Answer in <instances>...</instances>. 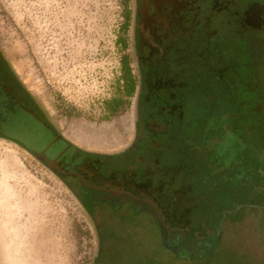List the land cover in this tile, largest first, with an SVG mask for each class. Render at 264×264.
Instances as JSON below:
<instances>
[{
    "label": "flooded vegetation",
    "instance_id": "1",
    "mask_svg": "<svg viewBox=\"0 0 264 264\" xmlns=\"http://www.w3.org/2000/svg\"><path fill=\"white\" fill-rule=\"evenodd\" d=\"M130 22L121 141L59 131L1 49L0 137L42 150L60 136L45 154L90 219L93 264H158L156 216L173 252L210 263L239 221L264 226V0H132Z\"/></svg>",
    "mask_w": 264,
    "mask_h": 264
},
{
    "label": "rangeland",
    "instance_id": "2",
    "mask_svg": "<svg viewBox=\"0 0 264 264\" xmlns=\"http://www.w3.org/2000/svg\"><path fill=\"white\" fill-rule=\"evenodd\" d=\"M131 7L132 0H0L1 51L48 120L74 141L111 145L129 133L131 99L122 95L112 115L105 101L130 61ZM8 191L15 211H0V264L94 263V231L72 187L0 137V197ZM252 227L238 225L244 237L227 238L210 263L181 264H247L257 254L251 241L264 240V226ZM154 253L158 264H180L161 245Z\"/></svg>",
    "mask_w": 264,
    "mask_h": 264
},
{
    "label": "water",
    "instance_id": "3",
    "mask_svg": "<svg viewBox=\"0 0 264 264\" xmlns=\"http://www.w3.org/2000/svg\"><path fill=\"white\" fill-rule=\"evenodd\" d=\"M11 93V92H10ZM22 108L26 111V114L31 115L34 119H36V121L41 125V127L47 132L50 133L51 132V127L49 126V124H47L46 121L38 118L36 116V114L28 107H24L22 106ZM60 138L59 135L55 134L54 137H50L49 141L46 145V147L42 150L39 149H35V148H31V147H24L22 146L24 149H26L27 151H29L36 159H38L39 161H41L49 170H51L52 172H54L58 177H60L61 174V165L59 163V161H57L56 158H51L48 155L45 154V150L46 148H48L50 145H52L54 142H56L58 139ZM19 145V144H18ZM61 178V177H60ZM62 179V178H61ZM63 180V179H62ZM65 181V180H63ZM156 221L158 222L159 225V237H158V245H161L166 251L170 252L172 254L173 257H175L178 262L181 264V262L185 263L186 261L189 262L187 259H189L187 256L185 255H180V254H176L175 252H173V250L171 249V246L169 244L168 238L166 237L167 234L170 232L169 227L165 224L163 217L162 216H156ZM246 222V223H245ZM241 224L245 225L246 227H252V224H255L256 227H263L261 224L262 223H258L257 219H245V221H243ZM254 228V227H252ZM252 228L250 230H252ZM259 234H264V227L263 230L259 233ZM245 247V252L247 253L248 251V245L246 243H244V241H241ZM252 247H256L257 246V254L255 255V253H250L251 255L247 258L248 262L247 264H254L255 262V258L257 259L258 264H264V240L261 244H256L254 241H251ZM253 252H255V250H252ZM253 260V261H252Z\"/></svg>",
    "mask_w": 264,
    "mask_h": 264
},
{
    "label": "trees",
    "instance_id": "4",
    "mask_svg": "<svg viewBox=\"0 0 264 264\" xmlns=\"http://www.w3.org/2000/svg\"><path fill=\"white\" fill-rule=\"evenodd\" d=\"M119 81H122V85L116 91V93L105 101V110L108 114H114L117 109L122 105V95H128L132 89L131 74L128 68V62L123 61L122 73Z\"/></svg>",
    "mask_w": 264,
    "mask_h": 264
},
{
    "label": "bare ground",
    "instance_id": "5",
    "mask_svg": "<svg viewBox=\"0 0 264 264\" xmlns=\"http://www.w3.org/2000/svg\"><path fill=\"white\" fill-rule=\"evenodd\" d=\"M8 193H9V191L5 192V194H3L0 197V211L5 217L11 216L13 214V212L15 211V209L13 207L14 204H12V203L15 202L16 198H13Z\"/></svg>",
    "mask_w": 264,
    "mask_h": 264
}]
</instances>
